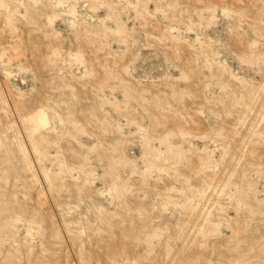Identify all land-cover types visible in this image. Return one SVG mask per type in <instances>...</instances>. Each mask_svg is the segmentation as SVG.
Segmentation results:
<instances>
[{"label": "rangeland", "instance_id": "rangeland-1", "mask_svg": "<svg viewBox=\"0 0 264 264\" xmlns=\"http://www.w3.org/2000/svg\"><path fill=\"white\" fill-rule=\"evenodd\" d=\"M4 48L0 264H264V0H0Z\"/></svg>", "mask_w": 264, "mask_h": 264}, {"label": "bare ground", "instance_id": "bare-ground-1", "mask_svg": "<svg viewBox=\"0 0 264 264\" xmlns=\"http://www.w3.org/2000/svg\"><path fill=\"white\" fill-rule=\"evenodd\" d=\"M0 56L2 58L5 57L10 61L16 60L17 58L16 56L14 57V55L11 54L6 48L3 49V54L2 51L0 52ZM25 122L29 125L33 135L48 129L52 125L48 110L43 106H40L29 113L25 118Z\"/></svg>", "mask_w": 264, "mask_h": 264}]
</instances>
